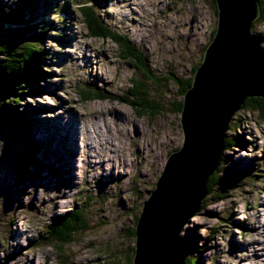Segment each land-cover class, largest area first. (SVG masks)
I'll return each instance as SVG.
<instances>
[{
  "label": "rangeland",
  "instance_id": "rangeland-1",
  "mask_svg": "<svg viewBox=\"0 0 264 264\" xmlns=\"http://www.w3.org/2000/svg\"><path fill=\"white\" fill-rule=\"evenodd\" d=\"M24 1L0 4L9 12ZM85 2H26L34 29L47 30L50 60L40 93L19 106L29 121L10 144L0 137V264H132L135 218L169 154L183 144L177 80L193 78L201 63L216 29L214 0H98L102 23L143 54L146 77L119 57L112 41L86 36L78 12ZM252 31L264 34V18ZM141 77L152 116L138 117L119 101L81 102L77 95L91 85L120 98ZM224 138L236 141L223 148L214 171L215 190L224 197L206 194L179 239L185 257L198 264H264V121L239 109ZM25 146L35 150L36 170L16 164ZM20 168L29 173L22 180ZM75 209L84 211L88 228L57 251L42 238L46 226Z\"/></svg>",
  "mask_w": 264,
  "mask_h": 264
},
{
  "label": "water",
  "instance_id": "water-1",
  "mask_svg": "<svg viewBox=\"0 0 264 264\" xmlns=\"http://www.w3.org/2000/svg\"><path fill=\"white\" fill-rule=\"evenodd\" d=\"M216 31L182 99V147L169 154L142 203L132 264H183L179 232L199 210L223 138L247 98H264V40L251 32L257 0H214Z\"/></svg>",
  "mask_w": 264,
  "mask_h": 264
},
{
  "label": "trees",
  "instance_id": "trees-1",
  "mask_svg": "<svg viewBox=\"0 0 264 264\" xmlns=\"http://www.w3.org/2000/svg\"><path fill=\"white\" fill-rule=\"evenodd\" d=\"M28 1L31 3L34 0H26L13 7L8 6L9 12L5 11L0 4V137L6 140L8 144H10V140L16 137V133L21 132V129L24 128V123L29 121L27 110L23 109L20 112L19 106L28 94L40 93V89L37 86L42 72L45 71H42L43 64L50 60L48 51L43 46L47 37V30L43 27H40L38 31L34 29L31 20L32 22L35 21V17L30 16L29 12H27L26 2ZM97 2L98 0H86L84 4L78 7L79 15L86 30V36L93 39L112 41L116 45L121 59L129 62L133 69L141 74L142 77L150 75L143 54L130 43L127 37L112 32L102 23L95 8ZM257 4L259 16L253 22L251 32H253L254 26L264 18V0H257ZM215 13L217 16V11ZM215 31L216 29L211 33L210 42L214 37ZM259 35L264 40V34L259 33ZM197 67L198 65L194 67L193 73H195ZM48 74L46 76H49ZM142 77L141 80H132L131 89L120 98L102 88L91 85L79 87L77 95L81 102L86 103L96 100L119 101L129 106L138 117L152 116L155 113L153 111L155 107L150 103L146 89L147 85L146 82L142 81ZM177 82L182 87L181 93L183 96L191 86L192 78L184 83H181L180 80H177ZM177 107L178 112H181L182 101L179 102ZM241 109L256 112L258 117L264 121V98H247ZM24 110L27 112V117L23 114ZM235 142H228L223 138L225 148L236 147ZM21 153V159H18L16 164L25 171L28 169L27 172H29L31 166L36 170L39 161L35 159L34 148L30 149L25 146ZM219 161H223L222 156ZM21 168L18 171L21 176L20 180L26 178L25 174H29L22 171ZM34 175L37 178L39 171H35ZM257 176L256 174L255 177ZM219 185L218 177L216 173H213L207 181V194L219 199L223 198L224 196L215 190ZM89 200L91 199L89 198ZM201 207L202 205H200V209ZM136 221L137 218H135L134 225H136ZM87 228L84 211L75 209L51 219L42 238L58 251L64 245L69 244L76 234L83 233ZM130 234L131 236L135 235V228ZM184 251H186L185 248ZM133 252L134 247L131 248L129 253L132 254ZM196 254H200V252L197 251ZM183 264H198V261L184 257Z\"/></svg>",
  "mask_w": 264,
  "mask_h": 264
},
{
  "label": "bare ground",
  "instance_id": "bare-ground-1",
  "mask_svg": "<svg viewBox=\"0 0 264 264\" xmlns=\"http://www.w3.org/2000/svg\"><path fill=\"white\" fill-rule=\"evenodd\" d=\"M78 121H80V118H79V120ZM71 123V122H70ZM71 125H69V126H67L65 129L67 130V131H71ZM66 132V131H65ZM67 135V134H66ZM76 146V145H75ZM118 173V172H117ZM122 175V177L124 176V175H126V174H124V173H119L118 175ZM71 180H72V183L74 182L73 180V177L71 176ZM64 193V192H63ZM257 250V249H256Z\"/></svg>",
  "mask_w": 264,
  "mask_h": 264
}]
</instances>
